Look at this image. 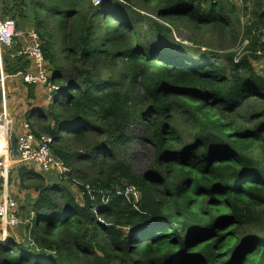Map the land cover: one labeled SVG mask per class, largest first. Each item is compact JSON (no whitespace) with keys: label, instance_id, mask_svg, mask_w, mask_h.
<instances>
[{"label":"trees","instance_id":"trees-1","mask_svg":"<svg viewBox=\"0 0 264 264\" xmlns=\"http://www.w3.org/2000/svg\"><path fill=\"white\" fill-rule=\"evenodd\" d=\"M140 1L160 22L148 32L131 0H3L0 19L37 31L48 81L58 88L55 98L42 89L50 104L27 113L39 122L32 133L51 137L52 154L66 167L81 161L71 170L82 201L71 174L64 182L56 169L46 177L28 172L34 167L13 171L10 184L18 177L36 198L25 206L14 199L26 221L19 234L11 228L18 237L0 241V264H264V74L256 67L264 0H248L250 12L243 10L241 57L194 54L172 35L174 26L190 40L225 31L236 39L239 18L226 12L236 2ZM49 18L63 57L50 52ZM12 48L4 58L9 76L30 67L22 56L10 59L19 43ZM215 57L228 68L212 63ZM102 70L108 81L101 82ZM36 87L27 85L28 98ZM139 126L152 156L136 175L119 152L132 139L127 129Z\"/></svg>","mask_w":264,"mask_h":264},{"label":"rangeland","instance_id":"rangeland-1","mask_svg":"<svg viewBox=\"0 0 264 264\" xmlns=\"http://www.w3.org/2000/svg\"><path fill=\"white\" fill-rule=\"evenodd\" d=\"M15 2H19V0H14ZM132 1V5L134 4L135 8V17L139 18L142 20V23L140 25V30L144 31V32H148V30L150 29V27L152 26V22L154 23H158L159 20L157 19L155 13H153L149 7L145 6L143 4V2H141L140 0H131ZM3 0H0V6L2 5ZM232 5V6H231ZM249 10V7L244 5V4H233L231 2V4L227 7L226 12L228 13V16L231 18L232 21L235 20V18L238 16L239 18V22L236 24V29L238 32V35L236 37V39L234 38L233 34L229 31H225L222 32V34L219 33H213V32H208L206 33V35L204 34H199L197 33L196 35L193 36V40L188 39L189 37V33L183 29H179L177 31L176 27H172V35L175 41L188 46L189 48H192V52L195 53H199L198 51H210V52H214L215 55L220 56V55H228V54H234L237 57H241L242 54L244 53V47L247 45L246 43L243 42V36L241 35V29H243V26L245 25V21L248 20V16L244 15V11L243 10ZM139 15V16H138ZM143 17V18H140ZM56 18V17H55ZM57 19V18H56ZM250 21V20H249ZM249 21H247V25H249ZM48 24H49V33L53 32L54 37L53 40H49L50 41V52L54 55V57H63V48L64 45L61 46V44H63L62 42V36L59 34V31L55 32V21L53 19H48ZM160 23V22H159ZM235 25V24H234ZM31 28H27V30H29ZM42 28L39 27V31L41 32ZM47 32V31H46ZM260 34V40L264 41V28H262V30L259 31ZM48 39V36L47 38ZM8 49V48H6ZM4 48V52H3V60L4 58H6L8 56L9 51H12V53H14L13 48L8 49V52ZM4 53L6 56H4ZM241 54V55H240ZM258 59H257V70L259 73L264 74V53L261 52L260 55H258ZM30 63V67L29 69H33V64L31 62V60H28ZM125 61L127 62V60L125 59ZM212 63L215 64H219L222 68H228V63L226 61L225 58H217L215 57L214 59H212L211 61ZM60 65L64 66V68H66V71L68 73L71 72L72 77H75L74 72L72 71V64L68 63L65 64L63 60L60 61ZM112 65V64H111ZM47 67V64H46ZM117 68V67H116ZM48 69V68H47ZM229 73V71H226V73ZM101 74V82L103 81H108V79L110 78L111 73L107 70H102L100 72ZM123 79V76L121 75L119 77L118 81H121ZM118 81H116V84L114 86H117ZM53 97L55 98V95H53ZM38 100L42 101V104L37 105L34 104L35 102H37ZM50 101L48 98L44 99L41 98H37L35 97V99L32 101L31 105H30V111L33 108H38L40 106H45V105H49ZM30 116V115H29ZM27 116L26 114V118L25 120H31L32 122V129L35 130L36 132L39 131L38 128V121L37 119H35L36 115H33L31 117ZM35 119V120H34ZM1 123V122H0ZM42 124V123H41ZM13 130H17L15 128L12 127ZM142 127L139 126L138 128H134L132 129V127H129V129H127V131L125 132L126 134L132 136V139L130 141H128L125 144V149L120 150L119 152V157L120 159H122L128 166H130L131 171L136 174V175H141L143 174L146 170L149 169L150 164H151V156H152V150L150 148L144 147L142 146V144L139 142L138 137L141 134L142 131ZM20 134V133H19ZM41 134V133H40ZM10 136V143L12 144V141L15 139L16 141V133L13 134H9ZM44 135V134H43ZM59 136H62V131H60ZM65 149L69 152L71 151H75L76 148L69 143H65ZM70 166H68L67 172H63L62 174H67L66 176L60 175L61 177H59L60 179H62L64 182H66L69 178H68V174H71V179L74 181V185L71 184V186L74 188V191L76 192V197L78 198V201H82L81 200V195L79 192H81L77 187H76V183L81 182L79 179H77V176L75 174H72V170H71V166L72 165H82L80 160L74 159L73 161L70 162ZM66 180V181H65ZM18 181V180H17ZM17 181L16 179L13 180V185L12 188H14L17 185ZM85 182V181H82ZM28 182H26L25 184H27ZM86 188L89 189V186L86 185ZM129 192V190H128ZM138 198V195H134L133 200L134 202H136ZM24 212V211H23ZM23 217H26V213H23ZM99 222L101 223L102 220H99Z\"/></svg>","mask_w":264,"mask_h":264},{"label":"built area","instance_id":"built-area-1","mask_svg":"<svg viewBox=\"0 0 264 264\" xmlns=\"http://www.w3.org/2000/svg\"><path fill=\"white\" fill-rule=\"evenodd\" d=\"M102 1L103 0H92L94 4H99ZM232 1L236 2V4H244L247 2V0ZM15 42H18L20 45L18 56L31 60L33 69H26L24 73L19 72L14 75V77L20 78L24 84L29 86L45 87L50 98L58 88L48 81L50 74L41 51L40 37L35 29H29L26 32L17 31L15 28V21L12 19H0V85H3L9 78V76L4 73L3 48H10ZM0 118V127L7 126L5 134L0 130V181H6L8 166L5 165L3 156L12 155L10 154L9 143L11 122L10 120L8 121V116L5 112ZM20 126L22 133L17 135L15 147V155L18 163L33 165L44 172L52 168L58 170L61 174L67 172L64 164L52 154L50 148L52 144L51 137L46 134L43 135V133L39 134L38 137L34 135L32 133V123L29 121L23 120ZM10 164L11 162L9 165ZM129 193H132V191L129 190ZM15 209H17V204L13 197L3 196L2 199H0V225L3 224L10 228H16L19 225L20 219ZM2 244H4V242H2Z\"/></svg>","mask_w":264,"mask_h":264},{"label":"crops","instance_id":"crops-1","mask_svg":"<svg viewBox=\"0 0 264 264\" xmlns=\"http://www.w3.org/2000/svg\"><path fill=\"white\" fill-rule=\"evenodd\" d=\"M11 48H8V49H11ZM8 49H6L7 52H8ZM3 52H4V48H3ZM18 55H19V52L16 53L15 55H10L9 57L10 59H13V57H17ZM4 56H6L5 53H4ZM4 62H5V59L3 60V65H4ZM27 69L32 70L29 68ZM24 72L25 70L22 73ZM4 73H6L5 70H4ZM38 87L34 88V95L37 98L41 99L43 97L42 89H45V87H42V86H38ZM27 93H28L27 85L24 84L20 78H17L14 76H9L6 82L3 85L2 84L0 85V117L3 116L4 112L5 114H7L8 121L10 120L11 122V128H10L11 133L13 134L16 133V137L17 135H19V133L20 134L22 133L20 125H21V122L25 120L26 114L30 111V105H31L30 102H32L33 100V99L28 98ZM0 122H1V118H0ZM12 127L17 130H13ZM5 129H7V126L0 127V130L4 132V134H5ZM15 153H16L15 149H13V145L10 143V154L12 155L3 156V161L5 165L8 166L7 167L8 172L6 176V181L4 180L0 181V199H2L3 196H10V197H13L17 201L19 199L20 205L25 206V205H28L29 203L34 202V199L36 198V192L30 189L24 190L22 186L20 185V181L18 180L17 176H16L17 177L16 181L18 180L17 185L14 188H12V185L10 184L8 176H10V174L13 171L18 170V169H19L18 171H20L21 169H24V170H21V172H24L25 170H31L29 169V167H32V168L34 167V168L33 170L28 171V172H33L34 174H40V175H43L44 177H46L45 175L47 172H44L41 169H38L37 167L33 165L18 163ZM10 162L11 164L9 165ZM31 215L32 214L30 212V216ZM26 216H27V213H26ZM25 218L20 219L19 217L20 223L17 226L18 229L16 230L18 234H19L20 227L23 226V224L26 221ZM14 233L15 231L11 229L9 226L1 224L0 225L1 243L6 242L8 238H10V236L12 235L15 237H18L14 235Z\"/></svg>","mask_w":264,"mask_h":264},{"label":"clouds","instance_id":"clouds-1","mask_svg":"<svg viewBox=\"0 0 264 264\" xmlns=\"http://www.w3.org/2000/svg\"><path fill=\"white\" fill-rule=\"evenodd\" d=\"M244 5H246V6L249 5L248 0H247V2L244 3ZM31 29H33V28H31ZM263 80H264V77H263ZM35 119H36V117H35ZM35 119H34V120H35ZM26 121H29L30 123H32L31 120H27V119H26ZM38 128H39V126H38ZM64 166H65V165H64ZM65 167H66V166H65ZM66 168H67V167H66ZM51 170H54V168L51 169ZM60 174H61V173H60ZM61 175L66 176L67 174H61ZM5 243H6V242H4V244H5Z\"/></svg>","mask_w":264,"mask_h":264},{"label":"bare ground","instance_id":"bare-ground-1","mask_svg":"<svg viewBox=\"0 0 264 264\" xmlns=\"http://www.w3.org/2000/svg\"><path fill=\"white\" fill-rule=\"evenodd\" d=\"M4 141H5V139H4Z\"/></svg>","mask_w":264,"mask_h":264},{"label":"water","instance_id":"water-1","mask_svg":"<svg viewBox=\"0 0 264 264\" xmlns=\"http://www.w3.org/2000/svg\"><path fill=\"white\" fill-rule=\"evenodd\" d=\"M53 169V168H52Z\"/></svg>","mask_w":264,"mask_h":264}]
</instances>
